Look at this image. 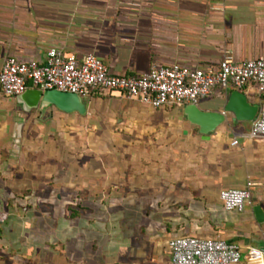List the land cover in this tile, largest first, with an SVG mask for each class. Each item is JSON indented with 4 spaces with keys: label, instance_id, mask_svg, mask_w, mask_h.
Instances as JSON below:
<instances>
[{
    "label": "crops",
    "instance_id": "obj_1",
    "mask_svg": "<svg viewBox=\"0 0 264 264\" xmlns=\"http://www.w3.org/2000/svg\"><path fill=\"white\" fill-rule=\"evenodd\" d=\"M50 47L78 57L93 53L118 74L138 75L154 64L173 63L214 69L226 55L239 61L264 56V0H0V65L7 56L43 62ZM231 90L217 89L197 105L222 111ZM242 92L258 107L261 96L253 85ZM87 100L93 115L121 117L140 144L156 145L155 153H141L135 169L130 164L124 208L164 204L190 210L192 222L198 220L193 210L206 209L219 227L214 236L194 229L188 235L233 242L244 261L251 249L264 250V220H257L253 210L259 206L264 214V139L247 136L252 121L232 120L225 113L222 124L203 134L184 117L183 106L154 108L119 93L92 94ZM33 109L35 117H46L45 127L53 118L62 122L79 115L54 106ZM15 120L12 102L0 94V210H11L0 223V264H171L167 243L180 232L147 231L140 234L145 243L137 246L133 242L139 234L115 228L106 233L100 222L84 217H76L72 228L64 218L60 248L48 250L45 235L38 236L47 219L15 209L14 203L25 202L12 194L37 189L41 177L24 172L14 156L3 159L10 146L3 137ZM249 182L251 197L243 210H225L219 191L245 188ZM143 214L133 220L132 212L125 213L124 219L148 225ZM182 217L176 212L171 219L180 223Z\"/></svg>",
    "mask_w": 264,
    "mask_h": 264
},
{
    "label": "rangeland",
    "instance_id": "obj_2",
    "mask_svg": "<svg viewBox=\"0 0 264 264\" xmlns=\"http://www.w3.org/2000/svg\"><path fill=\"white\" fill-rule=\"evenodd\" d=\"M5 98L9 103L12 102L17 120L13 122L9 134L3 137V140L10 141L6 151L2 149L3 159L7 161L14 156V164L21 165L24 172L41 175L37 178V189L12 194L15 196L13 198L25 202L24 205L14 203L15 209L24 208L29 217L38 215L47 219L45 229L38 227L43 231L38 236L45 235L48 250L60 248L64 218H68L70 228L76 217H84L100 222L106 233L115 228L117 232L126 230L139 234L133 242L137 246L145 243V236L140 234L147 231L153 235L165 228L167 234H192L194 229L202 230L203 235L212 236L219 228L206 209L193 210L198 220L192 222V218L187 217L193 214L190 210H176L164 204L155 207L153 203L142 210L124 208V186L126 178L129 180L130 164L135 169V165L141 163V153H155L156 145L140 144V137L126 127L123 118L112 117L109 113L93 115L90 106L85 114L71 116L62 122L56 118L48 119L52 125L48 123L45 127L41 124L46 120L43 114L35 117L34 109L19 111L14 97ZM88 104L89 100L86 106ZM18 122H22L20 130ZM8 153L9 158L6 156ZM130 212L133 220L139 219L143 213L147 214L149 224L136 225L130 219L125 220V213ZM176 212L183 215L180 223H173L171 219ZM9 213L11 215L10 209ZM115 216L116 222L113 219Z\"/></svg>",
    "mask_w": 264,
    "mask_h": 264
},
{
    "label": "built area",
    "instance_id": "obj_3",
    "mask_svg": "<svg viewBox=\"0 0 264 264\" xmlns=\"http://www.w3.org/2000/svg\"><path fill=\"white\" fill-rule=\"evenodd\" d=\"M253 85L261 96L257 114L247 136L264 139V56L243 61L224 56L214 69H203L179 63L154 64L142 74H118L110 70L93 53L78 57L50 47L43 62L7 56L0 65V94L15 97L29 86L72 92L82 98L92 94L119 93L154 108L164 105L198 104L217 89L242 91ZM238 143L237 138L231 141ZM245 188L219 191L225 210L242 211L251 197ZM8 210H0V223L8 220ZM171 264H264V250L253 248L246 261L239 247L219 237L181 234L168 240Z\"/></svg>",
    "mask_w": 264,
    "mask_h": 264
},
{
    "label": "water",
    "instance_id": "obj_4",
    "mask_svg": "<svg viewBox=\"0 0 264 264\" xmlns=\"http://www.w3.org/2000/svg\"><path fill=\"white\" fill-rule=\"evenodd\" d=\"M15 102L23 111L37 108L39 111L49 106H54L63 112H77L85 114L87 106L85 98L72 92L57 89H41L38 87H28L23 92L17 94ZM225 113L232 114V120L252 121L257 113V106L247 101L245 94L233 89L226 98L222 111H206L198 107L197 104H185L182 114L192 124L198 126L203 134L213 132L225 120ZM22 122H18L20 130ZM254 214L257 220H264V214L259 206H254Z\"/></svg>",
    "mask_w": 264,
    "mask_h": 264
}]
</instances>
